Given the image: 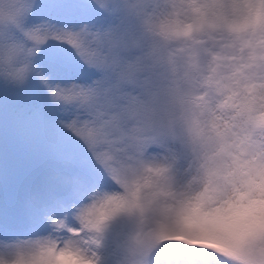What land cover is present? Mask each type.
Returning <instances> with one entry per match:
<instances>
[{"label":"rangeland","instance_id":"1","mask_svg":"<svg viewBox=\"0 0 264 264\" xmlns=\"http://www.w3.org/2000/svg\"><path fill=\"white\" fill-rule=\"evenodd\" d=\"M227 2L230 9L224 6L226 0H214L216 22L200 31L213 40L221 39L216 32L226 33V46H238L241 54L227 56L194 46L178 60L148 48L140 24V9L147 0H88L90 14L61 16L57 21L68 17L70 25L64 32L80 33L78 49L63 33L57 34L59 42L51 35L43 43L33 39L52 28L43 26L41 19L38 28L28 24L39 0H23V7L16 0H0V44L28 53L22 80L0 75V238L4 220L19 214L29 226L34 220L44 221L46 229L77 220L78 209L68 196L79 179L87 174L112 185L109 177L124 175L128 162L153 145L170 143L168 161L190 173L196 164L195 182L204 186L198 210L216 202L203 213L204 223L190 230L209 239V245L172 246L182 264H229L224 257L264 264L259 258L264 249L255 245L264 235V0L247 2L254 4L251 8L245 0ZM42 3L43 16L51 14L48 0ZM69 48L80 58L72 57ZM53 49L65 51L67 63H79L75 72L66 63L56 68L78 75L83 85L46 77L44 73L53 70L48 59ZM33 102L54 107L62 126H50L31 112ZM206 113L211 118L202 121ZM178 121L187 138H177ZM203 147L210 160L201 155ZM42 163L49 164L46 172L51 176L46 182L33 173ZM166 166L165 183L181 188L172 165ZM72 172L75 178L68 177ZM229 192L238 193L237 200L223 203ZM34 194L52 201L53 211L41 213L39 204L30 203ZM7 209L12 217L6 216ZM112 231L109 225L97 238L102 252ZM149 244H155L153 239ZM29 256L24 260L31 263L17 264H49V259L37 256L34 261Z\"/></svg>","mask_w":264,"mask_h":264},{"label":"clouds","instance_id":"2","mask_svg":"<svg viewBox=\"0 0 264 264\" xmlns=\"http://www.w3.org/2000/svg\"><path fill=\"white\" fill-rule=\"evenodd\" d=\"M16 2L23 7V0ZM224 6L231 8L227 0ZM217 7L214 0H147L140 9V24L147 36L148 48L159 51L164 58L175 56L178 60L194 46L212 48L227 56L240 55L238 46L235 49L226 46V33L216 32L221 39L213 40L207 32L200 31L216 22L212 10ZM193 40L197 41L196 45ZM27 58L23 48L0 44V75L22 80L27 74ZM210 118L206 113L201 120ZM176 136H188L179 121ZM171 146L170 143L164 147L153 145L128 162L130 167L124 175L110 176L113 187L98 190L77 211L75 234L66 229L63 239L53 238L48 244L50 264H103L97 237L109 225L113 226L110 264H182L172 250L177 242L161 240L158 244H149V241L161 233L196 230L204 223L203 213L216 207V202L206 203L198 210L203 185L170 188L165 183L166 147ZM192 169L190 175L195 174L196 164ZM255 245L264 249V235L255 240ZM259 258L264 259V253ZM224 259L229 264H242L240 260Z\"/></svg>","mask_w":264,"mask_h":264},{"label":"bare ground","instance_id":"3","mask_svg":"<svg viewBox=\"0 0 264 264\" xmlns=\"http://www.w3.org/2000/svg\"><path fill=\"white\" fill-rule=\"evenodd\" d=\"M251 0H245V2H249ZM249 5V3H247ZM254 4H250L249 7H253ZM41 21L44 25H51V22L48 20V18L59 20L61 16H55L53 13L43 16ZM65 20V19H63ZM39 21V20H38ZM35 27L38 28V22L35 24ZM53 67V66H52ZM53 76L57 77L61 83L65 82L66 80H79V77H75L73 75H58L54 68L52 70ZM47 78H50L48 75V72L44 73ZM81 83V82H80ZM83 85V84H81ZM30 111L35 112L38 114L43 120L50 126L54 127H60L62 124V118L60 115L57 114L54 107L51 106H45L40 103H33L29 106ZM205 147L201 148V152ZM200 152V153H201ZM201 155L207 159L210 160L211 156L208 155L207 150L201 153ZM166 165L171 164L172 165V175L175 177H178V184L181 188L187 186L191 187L192 184L195 182V174L190 175V172H187L183 170L178 163L175 161H168L167 158H165ZM44 175V174H43ZM81 176V173H80ZM68 177L75 178L74 173L72 172L71 175ZM202 177V175H201ZM49 176L47 175L45 180H47ZM194 182V183H193ZM85 183L84 185H82ZM79 188L82 190V193L78 191L76 188H70V195H71V202L72 205L75 207V209H80L81 206L86 202L87 199H89L95 192L102 189H110L113 186L109 184L108 182L103 181L102 179L93 178L90 179L89 176H84V178L79 180ZM239 196L238 193H231L229 192L224 199L223 203H227L229 201H235L236 198ZM201 196L198 197L200 199ZM48 203V202H47ZM49 205V203H48ZM47 205V206H48ZM43 206V208L47 207ZM77 225V220H68L65 223L64 232L65 230H71L75 234V229ZM52 230H43L40 225H36L34 227H30L28 225L23 224V222H20L18 220H10L8 222L7 228H4L3 230L6 232L3 236V238H0V264H17V263H31L30 260H24L30 258L33 256V260L35 261L37 259V256L42 257V259H48L49 253L47 251L48 244L53 240V238H56L57 240H61L64 238V232L63 234L59 233V229L56 227H49V229ZM10 236L7 238L6 236ZM99 238V237H97ZM103 252L101 251V258L103 261V264H110V252H109V242L107 243L106 248H103ZM36 252H40V254H34ZM48 252V255L47 253ZM44 255H43V254ZM189 262V260H187ZM187 262V263H188ZM50 264V262H49Z\"/></svg>","mask_w":264,"mask_h":264},{"label":"snow or ice","instance_id":"4","mask_svg":"<svg viewBox=\"0 0 264 264\" xmlns=\"http://www.w3.org/2000/svg\"><path fill=\"white\" fill-rule=\"evenodd\" d=\"M43 3L42 0H39V3L36 7L33 8L31 15L28 17V24H36L38 20L43 19L42 18V10H43ZM48 10L53 13L55 16H85L90 14L92 9L90 8L88 4V0H48V3L46 5ZM48 20L51 22L52 28L51 29H45L44 36H34L33 39L37 40L38 43H43L45 40L48 39V36L51 35L53 38L57 39L59 42L60 37L57 35L58 33H63L64 36L67 38V42L70 45H74L76 49L80 47L79 44H77V38L80 36V33L78 32H64V29H67L70 27L67 23H60L56 19L48 18ZM57 24H60L61 27H55ZM39 31V29H37ZM18 38H22L17 34ZM64 47H67L66 45ZM32 51V49H30ZM68 52H71V56L75 57L76 59H79L80 56L77 55V51L69 48ZM82 54V53H81ZM49 63L55 68L57 65L61 63H67L69 61L68 54L63 51L62 49H53L49 53ZM43 67V65H41ZM48 75L55 79L53 77V73L51 71L48 72Z\"/></svg>","mask_w":264,"mask_h":264}]
</instances>
